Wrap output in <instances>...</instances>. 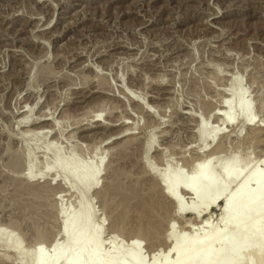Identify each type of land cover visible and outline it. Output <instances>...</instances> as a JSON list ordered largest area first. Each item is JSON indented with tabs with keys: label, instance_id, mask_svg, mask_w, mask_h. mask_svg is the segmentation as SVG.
Wrapping results in <instances>:
<instances>
[{
	"label": "rangeland",
	"instance_id": "374dc122",
	"mask_svg": "<svg viewBox=\"0 0 264 264\" xmlns=\"http://www.w3.org/2000/svg\"><path fill=\"white\" fill-rule=\"evenodd\" d=\"M238 92L251 103L255 125L221 122L216 107ZM214 107L218 115L202 116ZM99 108L103 127L88 129ZM25 113L35 122L47 118L19 125ZM200 124L216 139L200 141ZM253 128L258 140L248 149ZM215 152L214 174L233 154L236 162L249 156L264 171V0H0V242L10 236L30 250L38 233L44 245L37 250L47 262L70 248L66 232L84 213L99 229L103 252L117 230L124 232L113 239L119 246L138 230L133 247L140 245L143 264L158 262L170 244L161 240L164 233L222 226L223 205L197 218L189 210L179 214L161 192L174 163L186 176L198 157ZM62 160L82 176L83 192L57 174ZM181 187L188 205L194 197ZM210 216L211 225L203 224ZM1 247L0 264H35L33 254L17 260ZM129 251L127 260H135ZM245 251L258 258L264 248Z\"/></svg>",
	"mask_w": 264,
	"mask_h": 264
},
{
	"label": "bare ground",
	"instance_id": "6f19581e",
	"mask_svg": "<svg viewBox=\"0 0 264 264\" xmlns=\"http://www.w3.org/2000/svg\"><path fill=\"white\" fill-rule=\"evenodd\" d=\"M230 95H231V97L229 96L230 98L228 96H227V98L225 97L227 100H225L223 98L226 101L225 104H227V105H225L226 109H225V106H220V108L222 107L223 110H225V112H223V114L221 113V111H223V110H220V108H219V111H218L219 106L216 107L217 112L220 114L219 115L220 118L222 117L221 119L224 121L223 122L221 120V122L222 123L226 122V124L227 123L230 124V123H233L237 118H241V119L243 118L242 122H244V124H249L248 126H250V124H252L256 118L255 116L253 117L251 114L252 113V107H250L251 103H250V105H249V103L248 104L246 103L247 100L245 99V96L241 92L234 93V95H232V94H230ZM82 98H85V97H82ZM85 99H87V98H85ZM220 104H222V102ZM216 108L214 107L212 110L211 109L210 110L202 109L203 111L201 112V114L203 113L202 114V116H203L204 113L207 112L208 116L211 117V114L213 116L216 113V111H214V110H216ZM22 110H26V109L23 108V106H22ZM22 110L20 109V112ZM99 110L100 111L96 110V112H95V110L94 111L92 110L95 113V114H92V115H94L92 118L96 123L93 122L92 119L89 120L90 122L92 121V123H94L95 125L91 124L89 127H87L88 125L87 126L85 125L88 129L98 128V127L100 129V127H103L104 124L101 125L102 123H100V121H101L100 117H101L102 111H104V110H103V108H102V110H101V108H99ZM29 111H31V109ZM25 115H26V113H25ZM25 115H21V117H24V118H22V119H21V117L19 118V119H21L19 122V125L22 123H23V125L24 124H30V123H31L30 125H32V124L35 125L37 122H39L41 120H46V118H47V115L45 114L44 116L42 115V118H45V119H41V120L39 119V121L35 122L38 119H36V118L31 119L29 114H28L29 116L28 115L25 116ZM48 115L51 116V114H48ZM215 115H218V114H215ZM109 116H111V115H109ZM240 116H242V117H240ZM50 118L51 117H48V119H50ZM53 118H54V116H53ZM103 119H106V118H103ZM241 119H239V120H241ZM114 121H117V120H114ZM90 122L88 123V121H87L88 124H90ZM123 122H122V124H125V122L124 123ZM255 122H256V120H255ZM255 124L256 123H253V125H255ZM80 125H82V124H80ZM43 126H45V125H43ZM39 127L37 129H39ZM41 127H42V125H41ZM50 127L51 126H48L47 128H50ZM198 127H197V130H198L197 133H199V139H201L200 141H203V143H204L207 141V139H212V141L214 139H216V136H217L216 131L213 134H211V136H210V135H206V133L203 132L204 131L203 130V127H204L203 124H200ZM47 128H45V129H47ZM134 128L135 127H133V130H134ZM84 129L82 132H84ZM216 129H219V128L216 127ZM255 129H257V128H255ZM255 129L253 131L254 135L253 136L251 135L252 138L250 137L251 140H250V143H248V146H249L248 149H254L253 145L256 144V142L258 140V132L259 131L255 130ZM59 130H60V128H59ZM128 130H130L129 132H131L132 126H130L127 129V132H128ZM87 131L88 130H86V132ZM124 131H126V130H124ZM57 132H59V131H57ZM47 133H49V132L47 131ZM36 134H38V133H36ZM204 134L207 137H205ZM97 135H98V131H97ZM91 136H92V134H91ZM208 136H210V138H208ZM206 146H201L200 149H203ZM125 152H127V151H124V153ZM218 155H219V152H215V153L211 154L210 156L204 155V156H208V157H202V158L198 157L199 158V160L197 158L198 162L196 161L197 163L196 162L193 163V164H195V166H193V168L190 171L192 173H190V174L188 173L186 176L184 174L185 177L182 175V171H180L179 169L177 170V164L174 163V165L170 166L169 169L167 168L168 169V171H167L168 176L166 175L167 177L165 176V178H164L165 184L161 185V192L175 202L174 204L176 205V207L178 206L177 211H179L178 212L179 214H181L182 212L184 214V213L188 212L187 210H189L191 212H194L196 214L195 216L197 218H199V216L201 217V215L203 216L202 213L206 214V213L210 212L212 210V208L215 207V205L216 206L220 205V204L223 205L224 209H221L222 213H219V215L221 214L220 216H222L220 218L224 219V221H222V224H221L222 226L219 228H216V230H214L213 227L209 226V225H211V221H210L211 216H210V218L207 217V220L204 217L205 218L204 220H206L205 221L206 223L204 221H202V222H203V224H207V225L209 224L208 226H209L210 230L207 229L208 232H206V231L201 232L197 229V230H191L190 232H188V234H186V237H187V243L185 244L186 252L182 253L177 246V238L179 237L183 241L185 238V235L182 232L181 233L183 235L181 233L180 234L177 233V231H175L173 228L170 227L169 224H171V226H172L174 221H172V220L168 221L169 224L167 225V227H170L171 229L170 228L169 229L171 231L174 230V233L173 232L171 233L169 230L168 232H170L171 234L170 233H168V234L164 233L162 235V238H161V240H164V242H166L167 240L170 242V244L167 245L168 246L167 253L163 255V252H161L159 250V252L161 253L163 258L160 259V261H158V262H157V258H156L152 264H186V263H188V264H223V262H225V261H227L228 264H237V263L238 264H246V263L247 264H254V263L256 264L259 261L261 262L259 264H264V252L262 254H260L258 256V258L256 257L257 258L256 259L255 256L253 257V255L251 253H248L247 251H245L246 248H249L251 246L252 247L259 246V247L264 248V200L261 199V197L264 196V175H263L264 171L258 170L255 166L252 167V164H251L252 161H251L249 156L245 157L242 161L236 162L235 161V154H233V155H230L229 160H227L226 162L221 164L220 168H219V166H218V168L216 166L217 169H220V171L217 170L218 173L219 172L222 173L221 178L223 177V180H220L221 179L220 174H218L217 171H215V174L217 173L219 176V178H218L216 176L217 174L215 175L213 173L214 171H212V169H211V167L214 165V163H212L211 161H213L214 158ZM115 156H118V154H116ZM213 156H215V157H213ZM123 157H125V156H123ZM113 160H114V158H113ZM122 160H124V159H122ZM16 161L13 160L12 164L16 165V163H17ZM119 161H120V159H119ZM61 162H62V164L60 163V165L58 166V168L60 167L59 168L60 171L58 170L57 174L62 176L66 181L67 180L70 181V185L72 184L71 186L74 187V185H75L77 187L78 191L80 190L83 192L84 189H86V187H83V185H82V180H83L82 176L78 175V174L70 173L65 166L66 163L63 162V160ZM122 162H124V161H122ZM118 163H120V162H118ZM25 164L27 167L28 166L27 160H25L23 166ZM211 164H213V165L210 166ZM175 165H176V167H174ZM263 165H264V162H263ZM18 166H20V165L17 164V168H18ZM20 168H21V166H20ZM212 168L214 170V167H212ZM254 169L255 170L257 169L258 171L257 170L255 171ZM18 171H19L20 175L24 174V172H25V170L23 171L21 169H18ZM59 172H61V173H59ZM179 172L181 173L182 176L180 175ZM151 174L154 177L157 176L155 174V172H152ZM20 175H19V177H21ZM241 175H242V177H241ZM193 176L198 177V179L196 181H192L191 177H193ZM250 176H252V177H250ZM95 177H96L95 174H93L89 177L90 184L88 186V189H90L95 184ZM237 177H238V179L241 177V179H239L240 182L237 183L238 185L235 182V181H237V182L239 181L237 179ZM248 181H251V182H248ZM252 181H253V184H251ZM234 183H235V185H237V187L234 189L232 188L234 190V192L232 191V193H231L232 189H230V187ZM180 185L183 187L185 186V193L190 194L194 197V198L192 197L194 199V201H192V199L190 198L191 201L193 202V203H190L191 201L189 202V204H191L190 206H188L189 204L187 205L186 203H183L182 197L180 198L181 194L178 193L180 190L178 188L182 189V187ZM235 185H232V187H235ZM252 185H254V187H252ZM169 189H172V191L170 192ZM82 204H83V208L88 206V202H85ZM69 205H71V204L69 203ZM63 211H65V210H63ZM65 212H62V213H65ZM82 214L83 215L81 218L75 217L73 222L69 226L70 230H69V228L67 229V231L68 230L69 231L66 232V233H68V235L66 234V237L69 238V240L68 239L67 240L71 242L70 246H69L70 248H68L66 251L64 250L65 252L63 251L61 254H58V256H54V257L52 256L53 258L52 257L48 258L47 262L45 261V259L44 260L42 259V257L40 256V252L38 251L44 245L43 244L44 240H43L42 236H40L38 233L34 234V240H33V245H32L34 247L30 248V250H28L27 248L25 250V248L20 247L19 244H18L19 247L16 246L17 243L14 244L15 243L14 240H12L14 242L13 243L11 241V238L9 239L10 236H8L7 238H4L6 240L3 239L1 241L3 243L0 242V244L2 246V247L1 246L0 247L3 250L10 249L11 252L12 251H13V253L15 252V254L17 256L16 257L17 260H20V259L23 260V258H25L27 253H28V255H30L29 253H31V256L33 254V260H34L33 262H35V264H42V263H44L43 261H45L44 264H46V263H48V264H57V263H59V264H141V261H143V257H141V254H140V252H142L140 245H139L140 251H139V248L137 245H136V247H133L135 245L134 244L135 241H133V238L134 237L136 238L137 236H141L143 234L141 231L136 230L135 232H133L132 235L134 234V237L131 238L132 241L128 242V240L130 238L128 240L125 239L126 241H122L123 244L120 243L121 245L119 246L118 244H116L114 242L115 240H113V239L117 238L116 235L120 236V234H121L123 236L124 232H122V231L120 232V230H117L116 235L112 236L113 239L111 238L110 244H113V245H112L111 249L108 250L106 253V252H103V250H102L103 248H101L102 245L100 244V241H99L100 233H99L98 227L89 226L88 221H86V215L84 213H82ZM191 215H193V213ZM208 215H210V214H207V216ZM208 219H210V220H208ZM175 232L177 234H175ZM204 232H206V233H204ZM225 233H227L226 238L223 237V235H225ZM66 237H65V239H66ZM222 237L224 238V242H221V241H223ZM219 242L222 243V245ZM131 243L133 245H131ZM136 244H137V242H136ZM216 245H219L221 248H219V246H216ZM215 246H216V248L217 247L219 248L216 250L217 252L216 251L213 252ZM31 249H32V251L33 250H35V251L32 252ZM132 250H133V252H132ZM120 251L123 252L124 254L126 252L128 253V251L130 253H133V255H135V260H127V256H128L127 253L125 255H123L122 259L120 258V260H119V259L115 258L116 260H114L113 259L114 255L116 254V252L118 253ZM165 251L166 250H164V253H165ZM170 254L173 255L172 258L170 257V256H172ZM1 256H2V254H1ZM1 256H0V259H1ZM3 256H2V258H3ZM115 257H116V255H115ZM112 259L116 263L112 262ZM117 260H119V261H117ZM257 260H258V262H257ZM18 264H20V263H18Z\"/></svg>",
	"mask_w": 264,
	"mask_h": 264
},
{
	"label": "snow or ice",
	"instance_id": "6c2138e0",
	"mask_svg": "<svg viewBox=\"0 0 264 264\" xmlns=\"http://www.w3.org/2000/svg\"><path fill=\"white\" fill-rule=\"evenodd\" d=\"M197 179H198V177H196V176L191 177V180L192 181H196ZM169 191L171 192L172 189H169ZM261 199L264 200V196H262ZM172 227L173 228H176L177 225L175 223H173ZM186 243H187V237H186V235H185V238H184L183 241L179 237L177 238V246H178V248L180 249V251L182 253H185L186 252V248H185V244ZM141 264H143V261H141ZM223 264H228V262L225 261V262H223Z\"/></svg>",
	"mask_w": 264,
	"mask_h": 264
}]
</instances>
